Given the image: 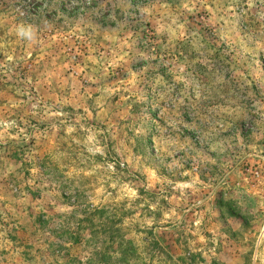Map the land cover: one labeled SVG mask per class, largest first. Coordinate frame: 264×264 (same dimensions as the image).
Segmentation results:
<instances>
[{"label":"rangeland","instance_id":"1","mask_svg":"<svg viewBox=\"0 0 264 264\" xmlns=\"http://www.w3.org/2000/svg\"><path fill=\"white\" fill-rule=\"evenodd\" d=\"M0 264H264V0H0Z\"/></svg>","mask_w":264,"mask_h":264}]
</instances>
